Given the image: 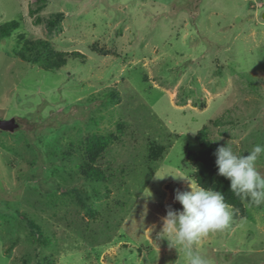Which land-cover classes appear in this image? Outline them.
Here are the masks:
<instances>
[{"label":"rangeland","instance_id":"rangeland-1","mask_svg":"<svg viewBox=\"0 0 264 264\" xmlns=\"http://www.w3.org/2000/svg\"><path fill=\"white\" fill-rule=\"evenodd\" d=\"M263 15L264 0H0V30L18 23L0 35V119L20 124L0 130V264H189L162 218L196 184L203 127L237 155L264 146ZM38 41L52 66L19 55ZM230 211L193 250L264 264V203Z\"/></svg>","mask_w":264,"mask_h":264},{"label":"clouds","instance_id":"clouds-1","mask_svg":"<svg viewBox=\"0 0 264 264\" xmlns=\"http://www.w3.org/2000/svg\"><path fill=\"white\" fill-rule=\"evenodd\" d=\"M262 153L264 146L259 144L247 152V155H237L228 145L220 146L214 152L218 175L230 181V190L237 197L250 200L257 206L264 203V176L255 166ZM186 179L191 190H177L174 196V200L178 201L183 209L173 210L171 206L168 207L167 215L162 218L161 231L166 232V235L161 237L169 243L171 238L172 247L183 248L189 264H208L201 254L193 250V246L202 237L228 226L232 218L231 206L226 203L222 192L212 187L193 184Z\"/></svg>","mask_w":264,"mask_h":264},{"label":"trees","instance_id":"trees-1","mask_svg":"<svg viewBox=\"0 0 264 264\" xmlns=\"http://www.w3.org/2000/svg\"><path fill=\"white\" fill-rule=\"evenodd\" d=\"M53 24V22H50ZM18 27V23L12 22L6 24L0 30L1 36H7L12 30ZM47 55L49 54L47 43L43 41H38L36 43H28V46H23L19 51V55L24 60H30L32 57L35 63H43L44 67H50L55 63L54 59L50 57L49 59H43L41 57V53ZM31 55L29 56V54ZM33 54V56H32ZM53 56V53L50 52ZM78 56L77 54H73L72 56ZM67 54H62L61 58L64 61ZM196 141L199 145L198 151L189 152L186 155L187 162L193 167V180L196 184L203 185L204 187H212L214 190L220 191L223 193L226 203H228L233 210V213L236 216L238 211H243L244 203L250 200H242L241 198L237 197L231 190H230V181L223 176L218 175V168L216 165V156L214 152L218 147H220L219 143L214 142L209 133L208 127H203L198 134L196 135ZM108 140L105 137L100 138H89L85 142V155L83 160V165H80L81 173L83 174L84 178L91 181H100L102 176V172L95 167L97 163V159L101 155V153L107 148ZM251 202V201H250ZM30 226L34 230L38 237L42 235L41 229L30 222ZM52 264V263H48Z\"/></svg>","mask_w":264,"mask_h":264},{"label":"water","instance_id":"water-1","mask_svg":"<svg viewBox=\"0 0 264 264\" xmlns=\"http://www.w3.org/2000/svg\"><path fill=\"white\" fill-rule=\"evenodd\" d=\"M264 19V15H263ZM20 128V124L17 122L15 118L4 120L0 119V130L4 132H16Z\"/></svg>","mask_w":264,"mask_h":264}]
</instances>
